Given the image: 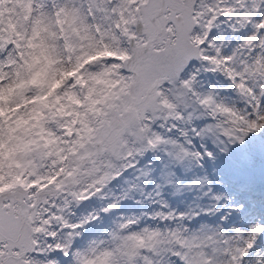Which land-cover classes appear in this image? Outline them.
Masks as SVG:
<instances>
[{
    "label": "snow or ice",
    "instance_id": "6c2138e0",
    "mask_svg": "<svg viewBox=\"0 0 264 264\" xmlns=\"http://www.w3.org/2000/svg\"><path fill=\"white\" fill-rule=\"evenodd\" d=\"M0 264H264V0H0Z\"/></svg>",
    "mask_w": 264,
    "mask_h": 264
}]
</instances>
